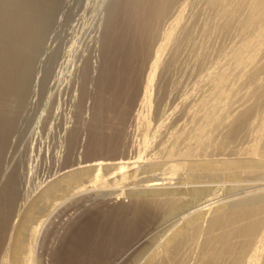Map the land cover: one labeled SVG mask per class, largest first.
Here are the masks:
<instances>
[{"label":"bare ground","instance_id":"1","mask_svg":"<svg viewBox=\"0 0 264 264\" xmlns=\"http://www.w3.org/2000/svg\"><path fill=\"white\" fill-rule=\"evenodd\" d=\"M224 68L253 98L236 87L230 122ZM263 72L264 0H0V264H49V215L86 193L108 211L68 264H264V144H232L264 114ZM213 121L227 144L201 143Z\"/></svg>","mask_w":264,"mask_h":264},{"label":"rangeland","instance_id":"2","mask_svg":"<svg viewBox=\"0 0 264 264\" xmlns=\"http://www.w3.org/2000/svg\"><path fill=\"white\" fill-rule=\"evenodd\" d=\"M103 56H101L100 57V60L103 62ZM100 61V62H101ZM208 68H206V71H208L207 70ZM225 70H222V72L221 73H223V71H229V70H231L232 72H234V73H230V71H229V73H227L226 72V74L225 73H223L224 74V77H225V79H227L228 77L227 76H225V75H230V76H234V74H236L234 77H238L237 76V70H235V69H233V68H224ZM200 70V69H199ZM198 70V71H199ZM234 70V71H233ZM198 71L195 73L196 75H202V74H206L205 72H203V71H205L204 69L203 70H201V71H199V73H198ZM187 74V75H186ZM185 74V76L181 79V81H183V82H186V83H184V84H187V82H188V84L187 85H185L186 87H189L190 85L192 86V83L194 84V82H193V80L191 81L190 79H195V77L194 78H192L193 76H191L190 77V75H188V74H190V73H186ZM192 75V74H191ZM262 75V76H261ZM187 76H189V77H187ZM230 76H229V78L227 79V83L225 82V84L223 85V87L222 88H225L224 90H225V92H223V90H221L222 92H223V94H218V97L219 98H217V95L214 97V99H212L213 100V102H215V100L216 101H218V103H220L221 102V105H225L226 104V107H225V109H226V112H225V110L223 109L221 112H220V114L221 115H218L219 117H220V120H221V118H223L222 120H225L226 118H225V116L227 117V119L226 120H228V117H230V119L228 120L229 122L233 119V117H231L232 115H233V113H235V111H234V109L236 108L235 106H236V104H239L240 102H238V101H236L237 99H245V97H247L248 96V98H249V101H252L253 102V100H251V98H252V96L250 95V93H249V91L248 90H251V85H246L244 82L245 81H243V84H242V80H239V79H237L236 80V78H234V79H232V77H231V79L232 80H230V82H232V84H233V86H235L236 84L235 83H237V85H240V86H235V88L236 87H238V91H240V93L242 92V94H241V96L242 95H244V96H237V94L238 95H240L239 94V92H237L236 90H237V88L235 89V91H233L234 90V87L232 86V84L230 85V84H228V80L230 79ZM187 77V78H186ZM262 77V78H261ZM186 78V79H185ZM185 79V80H184ZM189 81H188V80ZM187 80V81H186ZM244 80V79H243ZM264 81V72L263 73H261L260 74V77H259V79L257 80V81H255V82H253L252 84L254 85V86H256V85H258V84H260V82H262V81ZM195 81V80H194ZM226 81V80H225ZM260 81V82H259ZM191 84H190V83ZM235 82V83H234ZM240 82H241V84H240ZM229 86H228V85ZM244 84H245V87L244 88H246V87H248V89L246 90V89H244V88H242V85L244 86ZM256 84V85H255ZM182 85H183V83H182ZM184 86V87H185ZM202 86H204V84H202ZM207 86H208V88H207ZM207 86H205V88H207L206 90H210V88L212 89V92H217V91H215V90H213L214 88H212L213 86L211 85V87L209 86V84L207 85ZM228 86V87H227ZM249 86H250V88H249ZM254 86H252V88L254 87ZM210 87V88H209ZM202 88V92H201V90L198 92V94L200 95V96H204V95H207V92L208 91H206V90H204V88L203 87H201ZM228 88H230V89H228ZM231 88H233V89H231ZM243 89V90H242ZM203 90L205 91V92H203ZM232 90V91H231ZM211 91V90H210ZM233 92L232 94L230 93V95L228 94L229 92ZM221 92V93H222ZM234 92H235V94H234ZM246 93L247 95L245 96V94L244 93ZM201 93H203L202 95H201ZM237 93V94H236ZM208 95H209V93H208ZM225 95H226V97H225ZM227 95L229 96L228 97V101L229 102H227V100H225L224 101V103L225 102H227V103H225V104H223V100L224 99H227ZM231 95H234V97L233 96H231ZM236 95V96H235ZM222 96H224L225 98L224 99H222V100H220L221 99V97ZM237 97V98H236ZM241 97V98H240ZM216 98V99H215ZM223 98V97H222ZM235 98V99H234ZM248 98H246V100H248ZM232 99V100H231ZM240 100V101H244V102H247L248 104H250L251 102H249V101H246V100ZM253 99V98H252ZM234 100V101H233ZM220 101V102H219ZM230 101L232 102V103H230ZM212 101H211V103L210 104H212L213 103ZM238 102V103H237ZM236 103V104H235ZM227 104L228 105H231L232 104V106L234 107V109L232 110V108L233 107H231V106H227ZM238 106V105H237ZM228 107V108H227ZM230 107V108H229ZM220 110V109H219ZM233 112V113H231V111ZM262 110V109H261ZM260 110V113H262V111ZM223 111H224V113H223ZM227 111H229L231 114H229V112H228V114H227ZM217 113V112H216ZM218 113H219V111H218ZM226 113V114H225ZM222 114H223V116H222ZM225 115V116H224ZM228 115H230V116H228ZM260 115V114H259ZM257 116V117H256ZM254 117H256V120H255V122L257 123V124H254L255 122L253 121V119H252V121H250V123L252 124L251 126V128H253V126L255 125V127H254V129H251L250 128V124H249V128L252 130H250L249 128V130L247 131V128L246 129H244V130H242L240 133H238L239 134V136L238 137H233V138H235L234 140V143H232L233 142V139H232V141H231V143L232 144H235V146L237 147V148H247V146L248 145H250L251 147L252 146H254L255 144L257 145V144H259L260 143V145L261 144H264V127L261 125V126H259L260 124H258V123H260V121L259 120H261V119H263L264 118V114H262V115H260V116H258V114L257 115H255ZM260 117H262V118H259ZM225 118V119H224ZM232 118V119H231ZM221 120V121H222ZM203 122V121H202ZM252 122H254V123H252ZM220 123V122H219ZM218 123V124H219ZM204 124H206L205 122H204ZM203 124V125H204ZM214 124H216V123H214V121L213 122H211V126L209 125L208 126V128L210 129V127H211V129L209 130L208 128H207V131H205V133H207V134H205V135H203L202 136V138L201 139H203L202 141H201V143L202 142H204V143H206V144H209L210 143V139H211V144L213 143L214 144V141H217V142H215V144H224L225 143V140L226 139H228L227 138V136H225L224 134L225 133H222L223 131L225 132L226 131V135H228L229 134V129L227 130L223 125H219V127H217L218 126V124H216V125H214ZM254 124V125H253ZM256 125H257V127H256ZM221 126V127H220ZM258 127H259V130H258ZM260 127H263L262 129L260 128ZM220 128H222V132H221V130H220ZM224 129H226V130H224ZM215 130V134L213 133V135H215V138H214V136L212 135V132L211 131H214ZM219 130V131H218ZM255 130L257 131L258 130V132L259 131H261V135L258 133V132H256V138H254V136H255ZM262 130H263V132H262ZM208 131H210V132H208ZM228 131V132H227ZM253 132V133H252ZM187 133V132H186ZM209 133H210V135H209ZM220 133H222L223 135H220ZM216 134H217V136H216ZM240 134L242 135V136H240ZM187 135V134H186ZM192 135H193V133H192ZM206 135H208V136H206ZM259 135V137H261L260 138V142L259 143H255V142H258L259 141V139H257V138H259V137H257ZM29 136V133L28 134H26V137H25V135H23V137H22V135H21V137H20V135H19V137L17 136V137H13L12 139H11V142L9 143V144H11V146L9 147L10 149H9V151H8V155H9V158H12V156H15V158L17 159L18 157H20L21 158V155H22V162H23V160H24V162L26 161L25 159H27L26 157H28L30 154H31V152H30V150H31V147H30V145L28 144V143H30V140H27V139H29V138H27ZM42 135H40L39 137H41ZM46 136H48V135H43L40 139H39V141H41V142H43L44 143V141H45V145L44 144H41L42 146L44 145L45 146V148H52V150H53V147L52 146H54V144H55V142L53 141V140H55L56 141V137H55V135H52V136H49L50 138H47ZM188 136V135H187ZM211 137V138H208V137ZM213 136V137H212ZM237 136V135H236ZM45 137V138H44ZM53 137V138H52ZM222 137V138H221ZM207 138V139H206ZM213 138V139H212ZM224 138H226V139H224ZM238 138V139H237ZM206 139V142L204 141ZM215 139V140H214ZM27 140V141H26ZM43 140V141H42ZM208 140V141H207ZM212 140H214V141H212ZM223 140V141H222ZM29 141V142H28ZM228 141H230V140H226V144H227V142ZM223 142V143H222ZM240 142V143H239ZM204 143H202V144H204ZM51 144V145H50ZM228 144H230V142L228 143ZM237 144H238V146H237ZM241 144V145H240ZM246 144H247V146H246ZM254 144V145H253ZM231 145V144H230ZM49 146H51V147H49ZM233 146V145H232ZM241 146V147H240ZM250 146H248V148L250 147ZM55 147V146H54ZM28 149H29V151H28ZM12 152V153H11ZM29 152V153H28ZM11 154V155H10ZM29 154V155H28ZM28 155V156H27ZM11 156V157H10ZM18 156V157H17ZM20 158H18V159H20ZM44 160V161H43ZM46 160V161H45ZM49 159L46 157V159L44 158V159H42V161H38V163H36L35 164V166H36V169H34L35 171H34V174H33V172L32 173H30V172H26L25 174H26V177L25 178H23V180H22V191H23V193H22V200L23 199H25L26 197H28L29 195L30 196H33L34 195V192H36L35 191V189H36V187H37V183H39L38 181H41L42 179H44L46 176H48V174H53L54 173V171L56 170V168L53 166V164H51V163H49V162H51L50 160L48 161ZM48 161V162H47ZM40 163V164H39ZM42 163V164H41ZM39 166H40V168H39ZM48 166V167H47ZM22 168H23V165H22ZM53 168V169H52ZM28 171V170H27ZM38 172V173H37ZM43 172V173H42ZM30 174H31V177H32V180H31V177H30ZM36 174V175H35ZM46 174V175H45ZM28 175H29V177H28ZM36 177H35V176ZM44 177V178H43ZM29 178V179H28ZM39 178V179H38ZM34 186V187H33ZM29 187V188H28ZM28 188V189H27ZM29 191V192H27V191ZM74 190H76V189H74ZM26 191V192H25ZM32 192V193H31ZM27 193L29 194V195H27ZM24 194V195H23ZM94 194L95 193H86L85 195H80V196H77V198H74V200H71V201H69L68 203H65V204H61V205H59L57 208H55L54 209V211L52 212V214H50L49 215V220H48V222L46 223L47 224V226L44 228V230H43V232H42V237L44 238V237H46L47 239H46V242H45V245H46V247L48 248V250H47V252H48V254L47 255H45V257L43 258V259H45L46 260V258H47V260H48V262H49V264H68V263H71L72 261H73V258H74V256L75 255H73V254H75V252H74V248L76 247V246H79V244H81V242L85 239V237L84 236H86V233L84 234V232H85V230H86V226H88V224H89V222L91 221L92 222V220L93 219H97L96 220V222H101L103 219H102V217L104 216V214H106V212L108 211V208L107 207H100V206H98V200H97V198L94 196ZM102 194V193H101ZM104 195V194H103ZM100 196V195H99ZM98 196V197H99ZM37 197H33L32 199H36ZM66 198H69V195H67L66 196ZM32 199H31V202L29 203V206H30V204L34 201H32ZM28 206V207H29ZM99 207V208H98ZM104 208V210H106V212L105 211H101V209H103ZM100 209V210H99ZM100 212H101V214L102 215H98V214H100ZM105 212V213H104ZM104 213V214H103ZM98 216V217H97ZM102 216V217H101ZM96 217V218H95ZM104 218V217H103ZM84 234V235H83ZM88 236V235H87ZM92 240V239H91ZM93 241V240H92ZM71 250V251H70ZM97 253H99V252H97ZM77 257V256H76ZM94 263H95V260L93 261ZM92 262V263H93Z\"/></svg>","mask_w":264,"mask_h":264}]
</instances>
